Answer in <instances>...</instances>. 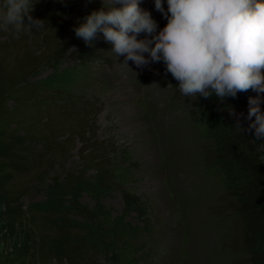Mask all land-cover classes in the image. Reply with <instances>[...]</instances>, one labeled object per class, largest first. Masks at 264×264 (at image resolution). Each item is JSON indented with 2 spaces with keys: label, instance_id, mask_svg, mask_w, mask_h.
Segmentation results:
<instances>
[{
  "label": "rangeland",
  "instance_id": "rangeland-1",
  "mask_svg": "<svg viewBox=\"0 0 264 264\" xmlns=\"http://www.w3.org/2000/svg\"><path fill=\"white\" fill-rule=\"evenodd\" d=\"M59 1L69 20L91 14L86 53L70 52L53 66H41L35 79L63 93V100L55 96L58 104L73 97L98 108L96 137L112 146L118 184L151 209V227L144 230L133 212L121 217L118 189L97 193L88 185L79 192V204L96 208L98 198L117 218L126 241L121 264H244L241 177L225 148L232 123L242 122V116L220 101L224 91L220 98L201 93L203 82L190 53L201 0ZM10 11L11 6L1 8L4 15ZM227 25L264 66V0H232L223 14V29ZM13 57L0 55L5 64ZM30 147L21 152L20 166L11 169L7 188L21 194L24 207L35 208L53 176L78 162L79 143L69 147L67 157L51 161L38 155L39 142Z\"/></svg>",
  "mask_w": 264,
  "mask_h": 264
},
{
  "label": "trees",
  "instance_id": "trees-1",
  "mask_svg": "<svg viewBox=\"0 0 264 264\" xmlns=\"http://www.w3.org/2000/svg\"><path fill=\"white\" fill-rule=\"evenodd\" d=\"M231 1L201 0L190 53L203 82L201 93L220 98L224 91L220 101L242 116V122L232 123L225 148L241 177L237 196L239 241L248 255L244 264H264V66L232 26L223 29ZM4 5L13 8L11 14L1 12ZM65 11L59 0H29L28 5L0 0V55L14 56L11 64L0 59V264H121L126 241L117 218L98 198L96 208L78 202L88 185L97 193L118 189L121 217L133 212L140 228L151 227L150 205L118 184L109 157L112 146L96 137L98 108L73 97L58 104L63 93L35 79L41 66H53L70 52L86 53L91 14L73 21ZM35 142L41 145L38 155L50 161L67 157L75 142L79 147L78 162L53 176L45 200L33 208L24 207L21 194L7 186L11 169L25 159L21 152Z\"/></svg>",
  "mask_w": 264,
  "mask_h": 264
}]
</instances>
